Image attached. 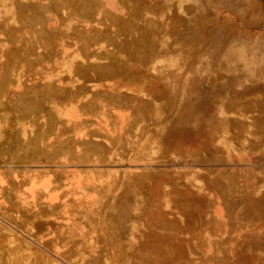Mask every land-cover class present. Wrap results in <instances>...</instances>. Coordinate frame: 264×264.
<instances>
[{
	"label": "rangeland",
	"instance_id": "374dc122",
	"mask_svg": "<svg viewBox=\"0 0 264 264\" xmlns=\"http://www.w3.org/2000/svg\"><path fill=\"white\" fill-rule=\"evenodd\" d=\"M0 264H264V0H0Z\"/></svg>",
	"mask_w": 264,
	"mask_h": 264
}]
</instances>
